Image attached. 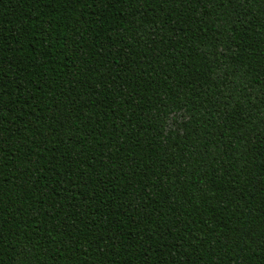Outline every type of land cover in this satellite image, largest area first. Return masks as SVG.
<instances>
[{
	"label": "trees",
	"instance_id": "16d2710c",
	"mask_svg": "<svg viewBox=\"0 0 264 264\" xmlns=\"http://www.w3.org/2000/svg\"><path fill=\"white\" fill-rule=\"evenodd\" d=\"M0 264H264V0H0Z\"/></svg>",
	"mask_w": 264,
	"mask_h": 264
}]
</instances>
